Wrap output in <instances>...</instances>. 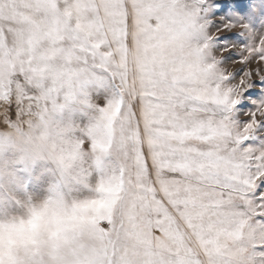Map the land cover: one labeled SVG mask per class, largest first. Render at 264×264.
<instances>
[{
  "label": "snow or ice",
  "instance_id": "snow-or-ice-1",
  "mask_svg": "<svg viewBox=\"0 0 264 264\" xmlns=\"http://www.w3.org/2000/svg\"><path fill=\"white\" fill-rule=\"evenodd\" d=\"M73 103L88 126L55 119ZM13 110L83 197L55 264H264V0H0Z\"/></svg>",
  "mask_w": 264,
  "mask_h": 264
},
{
  "label": "rangeland",
  "instance_id": "rangeland-1",
  "mask_svg": "<svg viewBox=\"0 0 264 264\" xmlns=\"http://www.w3.org/2000/svg\"><path fill=\"white\" fill-rule=\"evenodd\" d=\"M108 95L102 88L92 86L89 89V97L96 104H103ZM255 99L249 98L250 101ZM16 118L13 110L0 120V216L19 211L21 202L30 198L43 197L56 190L67 195L80 190L55 162L36 158L26 140L12 135L5 123H11ZM93 118L91 109L76 103L55 115L60 124L81 128L88 126ZM255 146L259 147V144Z\"/></svg>",
  "mask_w": 264,
  "mask_h": 264
},
{
  "label": "clouds",
  "instance_id": "clouds-1",
  "mask_svg": "<svg viewBox=\"0 0 264 264\" xmlns=\"http://www.w3.org/2000/svg\"><path fill=\"white\" fill-rule=\"evenodd\" d=\"M54 192L21 202L20 210L0 216V264H55V256L63 254V234L56 239L54 207L57 201L71 213L73 202L82 199Z\"/></svg>",
  "mask_w": 264,
  "mask_h": 264
}]
</instances>
